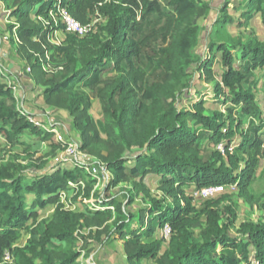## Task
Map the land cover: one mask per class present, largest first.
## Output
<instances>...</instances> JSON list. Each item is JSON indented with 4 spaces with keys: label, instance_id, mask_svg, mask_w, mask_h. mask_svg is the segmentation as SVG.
<instances>
[{
    "label": "trees",
    "instance_id": "1",
    "mask_svg": "<svg viewBox=\"0 0 264 264\" xmlns=\"http://www.w3.org/2000/svg\"><path fill=\"white\" fill-rule=\"evenodd\" d=\"M57 1L13 0L11 14L18 23L16 51L29 63L30 76L42 87L45 103L69 111L80 132V149L95 156L112 174L106 191L130 180L131 187L124 195L126 203L140 194L146 196L150 220L133 228L134 213L126 211V204L116 196L105 197L93 190L82 163L37 174L32 171L30 175V167L39 169L43 163H24L34 151L27 157L9 155L6 162H0V264H81L77 248L80 238L84 247L104 245L117 233L126 238V257L134 264L143 258H153L156 264H253L251 257L264 264V222H242L238 235L232 236L229 228L236 217L235 209L231 204L220 205L221 198L227 196L208 199L198 209L185 190L191 183L196 189L235 184L239 196L250 203L255 194L264 198V184L259 193H255L254 185L264 157V139L258 134L264 127V97L262 106L256 97L255 80V70L264 67V40L258 38L254 28L232 43L211 40L210 52L221 51L222 71L214 85L215 95L223 94L231 105L226 112L213 109L206 113L204 101L199 100L180 109L178 96L190 86L188 68L193 64L192 50L198 40L197 18L210 10L208 1L166 0L162 4L161 0H60L61 7L81 24H87L89 13L95 10L103 13L106 21L97 31L82 36L69 32L63 43L55 46L47 40L51 27L34 21L30 11L36 6L34 14L40 16L47 7L56 9ZM227 8V2L219 8L216 22L222 26L235 21ZM150 13L163 18V30L162 43L151 48L147 59L165 77L147 82V71L136 60L148 36L140 37L135 32L140 25L137 18ZM257 13L264 24V0H246L240 18L248 22ZM49 49H54L59 58L45 69V52ZM212 58L202 62L206 76L214 74ZM107 66L115 75L98 78ZM97 81L102 84L97 92L102 102L101 127L89 113V95L77 87L79 82L89 85ZM236 109L238 118L234 116ZM244 118L254 125L252 137L241 131L236 146L231 147L227 141L209 158L202 156L201 135L196 129L217 144L222 138H231ZM26 131L49 142L51 154L65 146L52 131L29 120L18 107L12 87L0 81V136L5 149L11 152L15 145L25 144L23 152L29 153V145L22 140ZM127 161L134 163L126 167ZM147 173L160 176V198L150 194L144 180ZM70 187L73 192L65 200L70 204L83 201V210L69 208L62 200V191ZM27 194L33 195L30 207ZM91 198L99 207L88 204ZM48 204L54 206L52 216L39 218L36 207ZM223 212L229 214L227 222L222 220ZM139 218L143 223L142 213ZM155 221L169 227L164 249L160 239L142 241L154 232ZM195 227H199L198 236ZM81 228L88 229L87 233L81 234ZM23 230L29 238L18 245ZM219 246L234 252L219 253Z\"/></svg>",
    "mask_w": 264,
    "mask_h": 264
},
{
    "label": "rangeland",
    "instance_id": "2",
    "mask_svg": "<svg viewBox=\"0 0 264 264\" xmlns=\"http://www.w3.org/2000/svg\"><path fill=\"white\" fill-rule=\"evenodd\" d=\"M162 4L166 0H161ZM212 0H208L211 3ZM244 5L246 0H242ZM227 2L228 13L233 15L235 21L231 24L222 26L216 22L219 17V8ZM234 2V1H233ZM244 5L233 6L231 0H220L218 4H211V8L208 12L201 14L197 18V23L199 25L198 30V40L197 44L192 50L193 55V64L188 68L190 74V86L187 89H184L178 96L177 106L182 108H189L193 102L203 100L205 105L206 113H211L213 109H219L223 112H226V108L230 106L229 99L227 102L224 100L223 94L216 96L214 85L219 79L218 74L222 71L221 67V51L210 52L208 44L211 40L214 41H225L227 43H232V41L239 35H248L251 28H254L256 35L261 40H264V26L255 27L251 21L249 24L243 22L240 18V14L244 9ZM14 7L13 0H0V81L5 82L12 87V91L17 98V104L22 112L27 116L31 117L34 121L37 122V125L43 129L47 127H56L59 133L62 134L65 141H71L74 145L75 152L72 153L66 147L58 149L55 153L51 154L49 142L41 141L37 138L36 135L30 134L29 131H26L22 140L29 145V153L23 152L25 144H17L14 146L13 150L7 151L5 149V142L0 136V162L4 163L9 158V155L21 154L26 157L28 154L32 153L31 158H27L24 163L29 164H38L42 163V166L39 169L30 167L28 173L31 175L32 171L37 173H42L49 171L54 167H63V168H73L76 162L82 163L85 166V179L89 181V185L92 186V189L96 192H100L105 197L116 196L117 199L123 201L126 211L134 213L135 218L131 222V226L140 227L146 225L150 220L148 216L147 207L149 206V200L143 194H140L135 198V200L127 204L125 194L127 190L131 187V181L125 180L120 182L117 186L111 187L106 191V187L112 179V174L106 168L104 164L100 162L95 156L88 154L80 149L81 136L80 132L75 128L73 123V118L70 115L69 111L62 107H51L45 103L44 96L42 94V87H37L36 83L29 87L24 82H20L19 78L13 72V68H21L30 76V65L26 62L25 59L19 56L16 51L18 36L16 31L17 20L14 15L11 14V11ZM55 8L47 7L49 11L44 10L40 15L35 16L34 9L30 11V16L34 21L41 20L43 24L47 27H51L47 40L52 45H58L63 43L67 33L71 32L70 29L66 27L64 23L61 22L60 9L63 7L60 5V0L55 4ZM259 15V14H256ZM255 15V16H256ZM140 22V25L136 29V34L140 37L148 36V41L146 46L143 48L142 55L136 62L142 65L147 71V82H152L154 80H162L165 77V73L162 70L153 69L152 65L147 59V54L151 51V48L157 47L162 43L161 32L163 30V18H160L155 13H150L145 16V18H137ZM241 19V21H240ZM106 21V16L95 10L89 13V22L86 24L87 32L97 31L99 27ZM59 27H56V26ZM213 55V60L211 63V68L214 71L213 75L206 76L203 72L202 63L205 60L210 59ZM59 58L58 54L54 49H49L45 52L46 61L43 63L45 69H50L51 65L56 62ZM115 75L111 66H107L103 71L98 73V78L108 79ZM255 80L257 81L256 86V97L259 103L263 106V97H264V67L257 68L255 70ZM32 81V80H31ZM34 81V80H33ZM101 83L94 82L89 85H81V82L78 84L79 89H83L87 92L90 98V107L89 113L93 117L96 124L101 127L100 122L103 121L102 114V102L100 97L97 95ZM21 90V92H20ZM228 98V96H226ZM264 111V107H263ZM235 118H238L237 109L234 110ZM192 127L196 129L197 125L192 123ZM200 133V148L202 156L207 159L211 154L216 150H222V146L225 142L229 141L231 147L236 146L241 140V131L246 132L249 137H252L255 134L254 125L248 123V119H242V124L240 127L236 128L235 133L231 138L226 139L222 138L219 143H213L208 139L207 133H203L200 129H196ZM258 134L264 139V127L258 132ZM104 136V133H102ZM56 138V137H55ZM264 147V143H263ZM134 151V150H133ZM130 156V153L127 154ZM132 161L126 162V167H129L133 164ZM243 165V163H241ZM96 169L95 171L93 170ZM31 170V171H29ZM128 172V170H127ZM236 172V171H234ZM256 180L254 185L256 187L255 193H259L258 190H262L264 184V157L261 158L259 166L257 168ZM144 180L150 190V194L153 197L160 198L162 195L161 191V178L153 173H147L144 175ZM72 186V185H71ZM185 190L188 194L192 195V204L196 208L202 209L204 207V202L208 199H217L223 195L227 196L221 198L220 205L231 204L236 213V217L233 222L230 224L229 232L232 236L238 235V228L242 222L253 221L264 222V198L258 197L259 194H255V199L252 203L248 202L244 197L239 196L238 188L235 184H230L223 186L221 190L213 189L207 190L205 188L196 189L194 183H191L189 186L185 187ZM208 191L206 194L205 192ZM73 188L70 187L68 191H62L61 198L66 202V206L74 210L81 211L84 209L85 204L81 200L74 201L70 204L69 200H65L66 195L68 198L71 196ZM33 195L27 194V202L30 207ZM171 197L167 198V201H170ZM39 213V218H50L54 211V206L48 204L43 208L36 207ZM143 212H141V211ZM144 215L143 223H141L140 215ZM229 214L222 213V220L228 221ZM156 222V221H155ZM81 234H86L88 229L81 228ZM195 235L199 234V227L194 228ZM29 238V234L26 230L21 232L20 238L16 241V244L23 245L26 243ZM154 239L161 240V247L164 249L167 246L168 239V228L167 226H159L157 222L154 224V232L151 236L142 237V241L149 242ZM126 238H121V234L117 233L115 238L104 244L98 245L92 243L83 246L81 238L77 241V248L80 251V256L78 261L81 264H134L130 262L126 257V252L124 249V243ZM252 250V249H251ZM217 251L233 253V249L218 247ZM162 252V251H161ZM253 264H258L251 257ZM136 264H156L153 258H143L137 261Z\"/></svg>",
    "mask_w": 264,
    "mask_h": 264
},
{
    "label": "built area",
    "instance_id": "3",
    "mask_svg": "<svg viewBox=\"0 0 264 264\" xmlns=\"http://www.w3.org/2000/svg\"><path fill=\"white\" fill-rule=\"evenodd\" d=\"M60 20L62 23H64L66 25V27L68 29L71 30L72 33H75L78 36H82L85 35L87 32V28H86V24H81L79 21L75 20L73 17L70 16V14L67 12V10L65 8H62V10L60 9ZM38 18L40 19L41 17L38 16ZM29 118V120L33 121L35 124H37L36 121H34L31 117L27 116ZM46 130L52 131L56 137V140L61 142L62 144H64L66 147V149H69L72 153L75 152V148L74 145L71 141H65L64 137H62V134L59 133L58 129H56V127H47ZM104 168H106L104 166ZM93 170L95 171L96 169L93 168ZM73 185V184H71ZM223 188V186L221 185H217V186H210V187H206L205 189L207 190H213V189H219L221 190ZM206 191V190H205ZM206 194L208 193V191L205 192ZM88 204L92 207V206H96L99 207V205L96 203V201L94 199H90ZM168 228V234H169V227Z\"/></svg>",
    "mask_w": 264,
    "mask_h": 264
},
{
    "label": "crops",
    "instance_id": "4",
    "mask_svg": "<svg viewBox=\"0 0 264 264\" xmlns=\"http://www.w3.org/2000/svg\"><path fill=\"white\" fill-rule=\"evenodd\" d=\"M206 1H208V0H206ZM234 1V2H233ZM245 1V0H244ZM220 2V0H212L211 1V3H210V5L211 4H218ZM231 3L233 4V6H236V5H239V4H241V5H244V2L242 1V0H231ZM257 14H259V13H257ZM256 15V14H255ZM259 17V21H258V18ZM253 22V25L256 27H262V26H264V24L262 23V21H261V16H260V14L259 15H256V16H254L251 20H249L248 22H247V24H249L250 22ZM13 72H15V75L19 78V80H20V82H22V86H23V83L24 82H28L27 80H29V82L28 83H26L29 87H31L33 84H35V81H33L34 79L31 77V76H29L26 72H24L21 68H18V67H16V68H13ZM32 80V81H31ZM37 87L39 86V87H41L40 85H36ZM20 92H21V90H20Z\"/></svg>",
    "mask_w": 264,
    "mask_h": 264
},
{
    "label": "water",
    "instance_id": "5",
    "mask_svg": "<svg viewBox=\"0 0 264 264\" xmlns=\"http://www.w3.org/2000/svg\"><path fill=\"white\" fill-rule=\"evenodd\" d=\"M257 19H258V21H259V17H258Z\"/></svg>",
    "mask_w": 264,
    "mask_h": 264
}]
</instances>
